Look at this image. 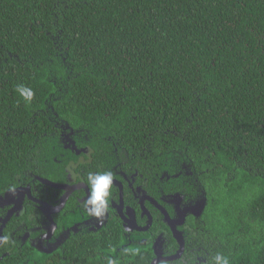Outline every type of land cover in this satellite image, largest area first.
Returning a JSON list of instances; mask_svg holds the SVG:
<instances>
[{
	"label": "trees",
	"instance_id": "trees-1",
	"mask_svg": "<svg viewBox=\"0 0 264 264\" xmlns=\"http://www.w3.org/2000/svg\"><path fill=\"white\" fill-rule=\"evenodd\" d=\"M69 71L75 112L108 113L119 135L153 131L207 185L224 183L208 223L216 251L264 264V0H0V189Z\"/></svg>",
	"mask_w": 264,
	"mask_h": 264
},
{
	"label": "flooded vegetation",
	"instance_id": "flooded-vegetation-1",
	"mask_svg": "<svg viewBox=\"0 0 264 264\" xmlns=\"http://www.w3.org/2000/svg\"><path fill=\"white\" fill-rule=\"evenodd\" d=\"M76 75L53 80L34 113L44 127L34 125L23 166L0 189V264H217L208 223L224 183L207 185L195 160L153 131L119 135L108 113L75 112ZM60 100L71 106L55 109ZM103 175V203H92Z\"/></svg>",
	"mask_w": 264,
	"mask_h": 264
},
{
	"label": "clouds",
	"instance_id": "clouds-1",
	"mask_svg": "<svg viewBox=\"0 0 264 264\" xmlns=\"http://www.w3.org/2000/svg\"><path fill=\"white\" fill-rule=\"evenodd\" d=\"M22 96L26 100H31L33 93L30 89H25V88H18L17 89ZM111 177L109 175H103V176H98L93 179V185H94V191H93V197H92V203H97L100 202L101 204L103 203L102 197L106 195V189L108 185L110 184ZM99 212V207H97V213ZM217 264H227V260L217 256L216 257Z\"/></svg>",
	"mask_w": 264,
	"mask_h": 264
}]
</instances>
